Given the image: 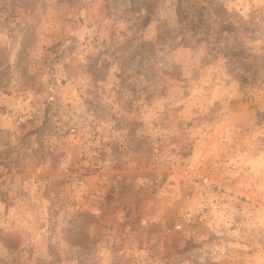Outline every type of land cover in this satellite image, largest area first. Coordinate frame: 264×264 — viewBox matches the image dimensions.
Listing matches in <instances>:
<instances>
[{"label": "rangeland", "instance_id": "obj_1", "mask_svg": "<svg viewBox=\"0 0 264 264\" xmlns=\"http://www.w3.org/2000/svg\"><path fill=\"white\" fill-rule=\"evenodd\" d=\"M210 15L219 23L226 21L224 34L216 27L210 34L200 30L209 24ZM148 22L155 29L146 28ZM228 22L241 24L238 34ZM250 25L256 28L247 32ZM154 35L157 41L152 43L149 38ZM139 36L144 39L134 43ZM221 39L225 51L218 48ZM224 53L235 57L222 61ZM217 59L228 75L211 82L230 80L239 87L233 94L232 118L263 119L252 102L264 99V0H0V111L6 110L13 123L6 134L0 130V264L226 263L229 242L235 239L229 235L232 228L228 222L216 225L209 209H203L199 186H192L182 173L191 159H204L211 175L224 184L230 159L214 157L222 104L215 99L211 109L192 107L207 126L194 125L192 119L182 122L185 116L179 113L184 94L191 90L193 96L198 94L199 68L214 65ZM110 70L113 79L107 77ZM116 80L113 88L110 84ZM92 83L98 87L92 88ZM60 87L75 95L74 105L71 101L55 105L53 94ZM105 97H111L114 114H127L129 119L125 126L118 121L111 124L108 136L116 127L126 140L119 137L125 149L109 156L101 129L98 141L82 134L88 115L100 125L105 108L100 99ZM21 100L29 112L17 106ZM91 101L94 109L89 107ZM160 131L163 137L157 135ZM227 132L224 138H235L234 130ZM44 133L51 134L49 140ZM199 134L210 150L208 156L194 151V135ZM57 135L64 137L62 144L80 146L81 168L91 173L104 168L100 162L116 168L129 143L134 151L141 149L135 156L139 167L130 169L131 179L143 182L138 190L148 189L144 186L150 182V187L155 184L150 190L157 185L168 191L169 185L174 199H163L159 209H167L158 224L140 219L138 200L133 199L134 206L124 198L110 203L112 198L102 194V200L93 191L89 207L86 191L79 189L78 196L40 173L45 169L44 142L51 147L47 143L57 141ZM108 142L117 144L113 137ZM241 148L249 153L253 147ZM257 150L254 157L249 153L250 161L261 154ZM259 159L264 163V155ZM84 183L83 177L76 180L78 186ZM187 213L189 220L182 219Z\"/></svg>", "mask_w": 264, "mask_h": 264}, {"label": "crops", "instance_id": "obj_2", "mask_svg": "<svg viewBox=\"0 0 264 264\" xmlns=\"http://www.w3.org/2000/svg\"><path fill=\"white\" fill-rule=\"evenodd\" d=\"M233 1H240V0H233ZM154 28L155 26L152 25V23L148 22L146 25V28ZM127 39V38H126ZM140 36L137 37V40L134 43L141 42ZM152 43H155L157 41V36L154 35L153 37L150 36ZM113 41H116V39H112ZM121 42V41H120ZM219 63H214L212 65L211 63L204 64L199 68L198 72L200 73L198 81H200V84L196 88V92L198 94L193 96V91L191 90L188 93H185L183 96V105L184 107L181 108L180 114L184 115L185 117H181V121H185L186 119H192L194 125L201 123V125L208 124L206 119L197 117L196 114L192 113V107L202 108V109H211L212 102L216 99H220V105L219 107L223 108L222 111L219 113L218 123L217 127H220L221 133L218 135H214L217 138H219L218 142H216L217 150H215V156L228 158L230 159V169L227 171V176L224 179V184L226 188L233 193V195L237 198L235 200L233 206V214L236 219V221H239L238 224L244 229L243 230V237H245V241H239L241 238L239 235V227L236 228V230H232L229 232V235L234 234L235 237L234 241H230V255L227 256L228 258L224 259L227 262L224 264H264V213L262 210H264V176L263 173L261 176H254L255 172H261L264 169V163L263 161H260L259 157H263L264 155V118L254 119L253 117L250 118H241V119H233V113L235 112V102L233 100V94H236V90L239 88L234 84L233 81L225 80V84L222 83V80L219 79L216 82H211L212 79H216L218 77L228 75L227 70L225 68V65H223L222 61H225V59L222 58V61L220 59L216 60ZM118 73V71H117ZM118 75V74H117ZM107 77H115V73L113 74L110 70V73L107 74ZM221 80V81H220ZM209 81V82H208ZM228 81V82H227ZM208 82V83H207ZM91 85V84H90ZM113 88L117 86V80L115 81V84H110ZM109 85V86H110ZM92 88H97L98 85L95 83H92ZM104 89L107 90L106 87ZM203 89V93H199V90ZM59 92L56 94H53L54 96V103L55 105H65L68 101H71L74 105L75 103L73 100L75 99V95L73 94H66L65 88L60 87ZM107 96V94H105ZM100 99V98H98ZM111 97L109 99H100L103 100L104 103V110H102V116L103 119L98 121L100 125L98 126L101 131L103 132L104 136L102 140H104V143L107 142V144H110L108 141L110 137L108 136L110 134L109 129L113 122L118 121L122 125H126L127 121L129 119H126L127 114H124L119 116L118 114H114L115 110L111 108L109 105ZM87 102L90 101L86 99ZM215 101V102H216ZM92 102V101H91ZM27 102L21 100V103L18 102L17 106L24 107ZM205 103V104H204ZM89 107L92 109L94 104L91 103ZM242 104V102H241ZM253 108L255 111H259L264 114V99H261L256 104L255 102H252ZM201 106V107H200ZM88 107V106H87ZM23 109V108H22ZM25 111H28V106L24 107ZM23 109V110H24ZM75 109H78V107L75 106ZM152 109H155L153 106ZM22 110V111H23ZM127 109V113H128ZM154 112V111H153ZM124 113V112H123ZM133 113V112H132ZM201 113V112H199ZM8 112L5 110L0 111V130L2 133L6 134L5 130H10V127L12 126L11 118L7 116ZM100 114V115H101ZM118 115V117L116 116ZM203 113H201V116ZM30 116V113H29ZM37 116L40 118V111L38 112ZM45 114L42 116L44 117ZM264 116V115H263ZM92 119V122L94 121L93 116L89 115L86 117V122L90 121ZM135 119H139L135 115ZM216 119V120H217ZM187 121V120H186ZM49 122L53 124V122L49 119ZM54 125V124H53ZM124 126H121L124 127ZM219 128V129H220ZM261 129L262 132L259 131ZM228 130H234L233 135H235L234 139H230L228 137H223L224 134H227ZM240 130V131H239ZM215 133V132H214ZM47 133L43 138H46L49 140V137H51V134ZM198 134V133H197ZM120 138H123L126 140V137L123 136V132L121 131L119 134ZM232 135V134H230ZM58 136V135H57ZM123 136V137H122ZM213 136V135H212ZM211 136V137H212ZM9 137V134L6 136ZM194 144L192 145L194 148V151L196 153H202L206 154L207 156L210 154V150L205 148V140L204 136L199 134V137H196L194 135ZM56 140V135L52 137ZM58 140L55 141L53 144L51 142H48L47 144L51 145V147H48L44 142V154H45V169L40 170L39 172L44 175H49V179L51 181L59 180L63 187L67 186V189H72L77 192H79V189H83L87 192L88 198L86 199V203L90 206L91 201L94 202L93 195L91 193H95L93 191H96V194H99V197H101L102 200H104V196L108 198H112L113 201H110V203H113L114 201H120L122 198L127 199V201L131 202V206H134L135 203L134 200H138L137 202L140 203V207H138L137 212L139 213L140 219L145 220L144 218H150L151 221H154L156 224H158L157 221H159L162 217V212H164L165 207L162 210L159 209L161 205L165 204L164 198L166 196L171 197V202L174 201L173 197L168 193L169 191V185H166L168 191L163 188L161 190L156 185V188L153 190L151 187H154L155 184H153L150 187V183L147 186H144L148 189H141L138 190L139 182L132 180V175H130V169L134 171L136 169V166L139 167V164L135 163L138 160L135 158L138 153L141 152V149L138 150L129 147L130 143L128 144V151L124 153V155H121V161L118 163L117 167L112 169L108 165H104L103 169L96 173H91L88 171V169H82L81 165L82 162L79 158V152H80V146L76 145L75 143H70L69 141L64 142L62 144V141L64 140V137H57ZM228 138V139H227ZM224 139H227L225 142ZM209 140V139H208ZM47 141V140H46ZM232 143V144H230ZM127 144V142H126ZM58 146L55 148L54 146ZM106 144H104L105 146ZM252 146V150L249 149V153L254 157V149L257 150L261 149V154L257 155V160L250 161V168L244 167L243 161L239 155V151L242 150L241 147H249ZM227 149H229V153H227ZM52 151V152H51ZM258 151V150H257ZM248 153V156H249ZM223 154V155H221ZM49 156V157H48ZM54 156L56 159L51 160V157ZM232 157L239 158L238 161H235ZM130 158L128 164H125V159ZM254 161L256 164H254ZM150 163V162H149ZM232 163V164H231ZM106 164V163H105ZM142 165H144L142 163ZM263 168V169H262ZM88 171V172H87ZM95 171V170H94ZM58 173V174H57ZM162 175H166V180L168 181L169 176L168 174L163 173ZM80 177H83L85 180L84 185L78 186L76 184V180ZM262 177V178H261ZM132 178V179H131ZM68 179V183L66 182ZM70 183V185H69ZM67 184V185H66ZM76 187V189H75ZM172 192V191H169ZM90 194V195H89ZM103 194V195H102ZM79 196V195H78ZM243 197H247L250 199L249 203L243 202ZM147 198V199H144ZM168 199V198H167ZM159 202V204H157ZM151 205V208L148 207ZM140 211V212H139ZM145 212H148L147 215H145ZM246 223V224H243ZM244 225V226H242ZM246 227V228H245ZM232 233V234H231ZM224 235V234H223Z\"/></svg>", "mask_w": 264, "mask_h": 264}, {"label": "built area", "instance_id": "obj_3", "mask_svg": "<svg viewBox=\"0 0 264 264\" xmlns=\"http://www.w3.org/2000/svg\"><path fill=\"white\" fill-rule=\"evenodd\" d=\"M68 83V82H67ZM18 120H21V116L19 115ZM97 124V123H96ZM94 122H92V119H90L89 122H86V131L82 132V134L85 136V139L91 140V142L98 141L102 138L100 134V128L96 126ZM76 128L71 127L70 131L75 132ZM111 137H113L114 141H117L116 145L115 142H111L108 145H105L103 147L104 151L108 154H114V153H120L125 149L124 143L119 141V135L116 127L111 129ZM157 135L159 137H163L164 133L162 131L158 132ZM110 137V138H111ZM151 144L153 146H156V141H152ZM92 152V150H91ZM240 157L243 159L244 167L247 169L250 168V161L248 158V151L242 150L239 152ZM102 166H104L103 162ZM220 164V163H219ZM217 164V166L219 165ZM263 169V168H262ZM211 170H209L205 165V160H197V159H191L190 162L185 163L182 169V173L187 178V180L190 181V183L193 185L199 186L200 190V201L202 203L203 209H209L210 215L212 216V219H215L216 225L220 223L226 224V222L229 223V226L232 228V230H236L237 227H239V235L240 237H243V228L238 224L239 221H236L234 214L232 212L233 206L235 200L237 198L233 195L232 192H230L226 186L223 184L222 181H220L218 178H215L211 175ZM263 171H259L257 173H263ZM142 185L143 182H139V185ZM189 195V194H188ZM186 195L185 197L188 198L189 196ZM243 202L249 203L250 199L247 197H243ZM264 213V210H262ZM212 214V215H211ZM190 214H183L182 219L189 220ZM204 217H207L208 214L205 212ZM246 224V223H243ZM244 226V225H242ZM179 227V225H177ZM246 228V227H245ZM245 238V237H244Z\"/></svg>", "mask_w": 264, "mask_h": 264}, {"label": "trees", "instance_id": "obj_4", "mask_svg": "<svg viewBox=\"0 0 264 264\" xmlns=\"http://www.w3.org/2000/svg\"><path fill=\"white\" fill-rule=\"evenodd\" d=\"M209 24H206V26L205 25H203V26H201L200 27V30L201 31H207V32H209L208 34H210V32H211V30L213 29V28H215L216 27V29H218V31L220 32V34H224L225 32V30H223V27H224V25L226 24V21H223V22H218V21H216V20H214V18H212L211 19V15H210V17H209ZM229 23V25L231 26V30H232V32L233 33H237L238 34V31H236V27H240L241 26V24H235V23H233V22H228ZM233 27V28H232ZM253 28H256V27H254V25H250L249 26V28H248V31L247 32H249V31H251V30H253ZM186 30V27L185 28H183V30ZM240 36H245V35H240ZM218 42H219V49H222L223 51H225V49L227 48V46L226 45H224L223 43V39H221V40H217ZM209 42L211 43L212 42V38H210L209 39ZM221 45V46H220ZM235 57V56H229L228 54H222V58L223 59H225V61H228V59L229 60H232L233 58Z\"/></svg>", "mask_w": 264, "mask_h": 264}]
</instances>
